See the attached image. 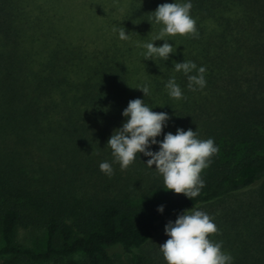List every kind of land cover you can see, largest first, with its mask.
Masks as SVG:
<instances>
[{
    "label": "trees",
    "instance_id": "obj_1",
    "mask_svg": "<svg viewBox=\"0 0 264 264\" xmlns=\"http://www.w3.org/2000/svg\"><path fill=\"white\" fill-rule=\"evenodd\" d=\"M192 4L197 34L184 35L167 61L156 57L147 79L134 82L118 39L89 50L61 28L53 3L0 0V264H116L115 248L130 253L129 264H144L135 249L184 209L240 195L224 207L216 240L233 264H264V0ZM152 15L134 5L123 25L132 36L148 33ZM185 59L206 67L202 90L174 71V60ZM172 76L182 99L167 93ZM144 84L147 97L134 88ZM137 97L169 114L165 133L192 128L214 138L219 151L194 200L164 189L143 154L126 170L113 164L111 177L100 170L112 161L106 144L123 109ZM20 226L43 229L45 249L19 245Z\"/></svg>",
    "mask_w": 264,
    "mask_h": 264
},
{
    "label": "clouds",
    "instance_id": "obj_2",
    "mask_svg": "<svg viewBox=\"0 0 264 264\" xmlns=\"http://www.w3.org/2000/svg\"><path fill=\"white\" fill-rule=\"evenodd\" d=\"M192 7V0H172L152 11L148 21L152 27L154 24L161 27L150 41L138 45L144 49V60L159 57L167 61L170 54L176 52L175 44L169 42L174 40L169 37L197 34L196 21L191 16ZM113 31L118 32L120 40H127L131 35L125 27L114 28ZM157 40L164 42L157 45ZM173 68L187 77L190 90L206 87L205 66L198 67L194 61L185 59L182 62L174 60ZM134 88L140 89L144 97L150 95L148 84ZM165 88L170 98L182 99L184 96L175 76L167 80ZM153 108L145 103V98L137 97L128 102L122 111V125L113 130L106 144L111 149L112 161H102L99 168L111 177L113 164L118 163L121 170H126L136 160L137 154L140 157L143 154L148 157L146 162L143 160L147 166L163 177L164 189L183 193L194 200L205 187L201 174L211 165V157L218 153L219 148L214 138L201 139L197 129L180 127L175 133H165L164 128L171 117L167 112H156ZM161 135L163 139H158ZM156 145L158 150L153 148ZM157 211L163 213L165 205H158ZM217 232L213 216L195 205L184 209L175 220H169L165 225L168 239L159 246L166 264H233L234 258L223 250V242L210 239V234Z\"/></svg>",
    "mask_w": 264,
    "mask_h": 264
},
{
    "label": "rangeland",
    "instance_id": "obj_3",
    "mask_svg": "<svg viewBox=\"0 0 264 264\" xmlns=\"http://www.w3.org/2000/svg\"><path fill=\"white\" fill-rule=\"evenodd\" d=\"M36 2L45 5L53 3L51 9L55 13H59L61 28L70 39L77 43H83L89 50L100 48L106 42L118 39L117 42L126 51L124 61L131 67L132 78L135 82L147 79L153 69V59L144 60L142 56L144 49L138 45L150 41L159 32L161 26L154 24L152 27L150 23L148 27L151 29L144 30L148 33L143 34L140 29L132 33L134 36L130 35L127 40H120L118 32L113 29L124 27V17L134 5L148 6L150 11H154L158 5L172 2V0H36ZM169 39L175 41L169 42L175 44L174 48H177L182 46L184 35L178 34L175 37H169ZM163 42V40L155 41L157 45ZM244 196L246 195H240L239 198L234 196L222 202L203 205L199 208L214 217L219 230L220 217L223 215L224 207L239 202V199L245 198ZM216 236V233L210 234V239L219 242L220 239L216 240ZM167 239L165 233H161L146 245L135 249V252L145 256L144 264H166L159 244L164 243ZM2 243L0 233V245ZM17 243L23 247L43 250L46 247V233L43 229H27L20 226L17 232ZM223 250L232 255L227 246L223 245ZM114 252L116 264H129L130 253L124 252L121 248H115Z\"/></svg>",
    "mask_w": 264,
    "mask_h": 264
}]
</instances>
